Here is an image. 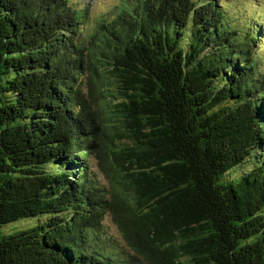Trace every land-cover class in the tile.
Wrapping results in <instances>:
<instances>
[{"label":"trees","instance_id":"16d2710c","mask_svg":"<svg viewBox=\"0 0 264 264\" xmlns=\"http://www.w3.org/2000/svg\"><path fill=\"white\" fill-rule=\"evenodd\" d=\"M0 264H264V0H0Z\"/></svg>","mask_w":264,"mask_h":264},{"label":"rangeland","instance_id":"374dc122","mask_svg":"<svg viewBox=\"0 0 264 264\" xmlns=\"http://www.w3.org/2000/svg\"><path fill=\"white\" fill-rule=\"evenodd\" d=\"M98 1H102V2L104 3V2H106V1H110V0H91L92 3H95V2H98ZM22 221L24 222V221H26V220H22ZM30 221H32V225H34V224L36 223V220H30ZM16 223H17V222H16ZM13 224H15V223H13ZM18 224H19V223H18ZM18 224H17V225H18ZM1 232H2L3 234L5 233L4 228L1 229ZM116 233H117V232H116ZM5 234H7V233H5Z\"/></svg>","mask_w":264,"mask_h":264}]
</instances>
